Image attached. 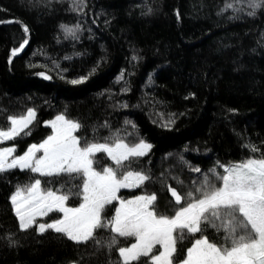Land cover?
<instances>
[{
    "label": "trees",
    "instance_id": "trees-1",
    "mask_svg": "<svg viewBox=\"0 0 264 264\" xmlns=\"http://www.w3.org/2000/svg\"><path fill=\"white\" fill-rule=\"evenodd\" d=\"M251 3L0 0V128L9 127L10 116L36 110L24 130L30 134L6 145L23 154L52 134L46 122L58 114L80 123L83 146L144 140L152 145L145 156L118 167L99 152L95 167L150 176L120 195L155 193L157 214L172 216L187 199L176 204L170 188L198 196L205 176L220 186L212 172L223 174L219 165L264 156V5ZM81 77L87 79L70 82ZM168 121L174 123L165 127ZM36 179L44 189L68 194V205L82 202L77 193L83 177H47L20 168L0 172V264H122L118 248L135 239L109 228L96 230L99 244L77 243L51 229L40 234L39 222L61 217L55 211L22 229L11 197L19 185ZM116 206L117 201L107 205L104 217H112ZM202 227L210 241L228 243L224 227ZM200 235L177 237V260ZM113 236L118 244L109 249ZM133 264H146V258Z\"/></svg>",
    "mask_w": 264,
    "mask_h": 264
},
{
    "label": "snow or ice",
    "instance_id": "snow-or-ice-1",
    "mask_svg": "<svg viewBox=\"0 0 264 264\" xmlns=\"http://www.w3.org/2000/svg\"><path fill=\"white\" fill-rule=\"evenodd\" d=\"M264 0H252L251 7L259 8ZM231 7V5H229ZM254 13H249L252 15ZM24 31L28 28L25 26ZM72 32V29L66 28ZM28 43L25 39L19 48L13 49V55L21 51ZM44 76V73H39ZM50 79V77L45 76ZM87 77L70 81L72 84L83 83ZM35 118V110L27 109L26 114L10 116L9 127L0 129V143L13 140L21 133L29 135L24 130ZM174 121H168L169 127ZM53 133L42 143L32 144L19 156H13L15 147L0 148V172L17 168L28 169L41 176H59L66 174L71 178L83 177L82 196L79 207H67L68 194L57 195L48 189L42 190L41 180L24 189H18L11 197L15 206L20 227L28 229L36 223L38 216H47L53 210L63 213L62 219L52 223H39L38 232L44 234L51 229L77 243H87L96 240L97 229L109 228L119 237H134L135 242L128 247L118 248L122 264H133L146 258V264H264V156L249 158L242 162L223 168V174L213 175L220 181L216 186L204 177L203 183L195 192L188 191L181 196L175 188H170L176 204L187 199L184 206L178 208L172 216L157 214L154 207L157 200L155 193L137 196L131 200L121 199L117 194L121 188L140 187L150 176L142 172L126 171L117 176V170L108 167L98 172L93 168V157L97 152L106 153L119 167L123 162L145 156L152 145L139 140L129 146L122 139L115 143H88L81 146L80 138L74 133L81 127L79 122L58 115L49 121ZM252 151H257L253 148ZM42 155L37 157V153ZM200 172L199 168L193 169ZM75 174V175H73ZM70 191V190H69ZM119 201L115 215L110 219L102 216L106 205ZM217 221L220 222L217 225ZM224 241L217 244L204 235V227H224ZM174 233L176 235L174 236ZM185 233H200L182 260H177V237L182 240ZM118 244L116 236L106 245L109 249ZM159 245L162 250L154 252Z\"/></svg>",
    "mask_w": 264,
    "mask_h": 264
},
{
    "label": "rangeland",
    "instance_id": "rangeland-1",
    "mask_svg": "<svg viewBox=\"0 0 264 264\" xmlns=\"http://www.w3.org/2000/svg\"><path fill=\"white\" fill-rule=\"evenodd\" d=\"M35 110V109H34ZM26 114V113H25ZM58 115H64V114H58ZM58 115H56L53 119H50V120H48L47 122H46V124L47 125H49L48 124V122L49 121H52V120H54ZM21 116V115H20ZM65 116V115H64ZM17 117H19V116H17ZM67 119H69V120H72V121H75L74 119H71V118H68L67 116H65ZM35 118H36V110H35ZM35 118L32 120V122L35 120ZM77 122V121H76ZM32 124V123H31ZM30 124V125H31ZM29 125V126H30ZM28 126V127H29ZM0 129H3V128H0ZM5 130L7 129V128H4ZM26 130V129H25ZM52 133H53V131H52ZM74 135H76L77 136V131L74 133ZM78 137V136H77ZM8 141H10V140H8ZM8 141H5V142H3V143H0V148H3V147H12L11 145H6V143L8 142ZM43 142V141H42ZM42 142H40V143H42ZM146 142V141H145ZM81 143V142H80ZM115 143V142H114ZM124 143H126V142H124ZM148 143V142H147ZM36 144H39V143H36ZM126 144H128V143H126ZM129 146H131L132 144H128ZM81 146H83V145H81ZM97 153H99V152H97ZM97 153H95L94 154V157H93V168H94V170H96V171H98V172H102V170L103 169H105V168H108V167H111V166H104L102 169L101 168H96L95 167V156H96V154ZM22 155V154H21ZM37 157H39L40 155H42V152H38L37 154ZM15 156H19V155H17L16 154V149H15V152H14V154H13V156H11V157H9V162L11 161V159H13ZM234 164H236V163H234ZM230 165H233V164H229V165H226L225 167H227V166H230ZM17 168H19V167H17ZM113 168V167H112ZM114 170H116L115 168H113ZM133 172H137V171H133ZM126 173V172H125ZM122 174H124V173H120V172H118L117 171V176L119 177V176H121ZM144 174V173H143ZM32 183H34V182H32ZM32 183H26V184H22V185H19L18 186V188L15 190V192L13 193V195L17 192V190L18 189H24L25 190V192H24V195L26 196L27 195V191H26V188L28 187V186H30ZM41 188H42V190H44V191H47L48 189H44L43 188V186H42V183H41ZM133 188H136V187H133ZM133 188H121L120 189V191L118 192V196L121 198V199H124V200H131V199H134L135 197H137V196H141V195H148V194H139V195H136V196H131V197H124V196H121L120 195V192H121V190H123V189H133ZM52 191H54V190H52ZM54 192H56L57 193V195H62L63 193H61V192H58V191H54ZM12 195V196H13ZM83 202V201H82ZM81 202V203H82ZM80 203V204H81ZM79 204V205H80ZM79 205L78 206H70V205H68V203L66 202V206L67 207H79ZM107 206V205H106ZM119 207V201H117V206H116V208H118ZM14 208H15V206H14ZM106 208V207H105ZM56 210H53L52 212H50L49 214H51V213H53V212H55ZM114 215H115V213H114ZM113 215V216H114ZM102 216L104 217V212L102 213ZM45 216H38L37 218H36V222L39 220V219H43ZM63 218V213H61V217L60 218H58V219H62ZM111 217H108V219H110ZM54 221V220H53ZM53 221H50V222H39V223H52ZM217 222H219V221H217ZM38 223V224H39ZM220 223V222H219ZM227 227V224H226V222H225V225H224V228H226ZM175 234L176 233H174V236H175ZM200 238V237H199ZM135 239V238H134ZM135 242V240L132 242V243H134ZM211 242H213V241H211ZM131 243V244H132ZM215 243V242H214ZM130 244V245H131ZM129 245V246H130ZM219 245V244H218ZM126 247H128V246H126ZM160 250H162L161 249V247L159 246V245H157L156 246V249H154V252H158V251H160ZM70 264H77V263H75V262H73V263H70Z\"/></svg>",
    "mask_w": 264,
    "mask_h": 264
}]
</instances>
